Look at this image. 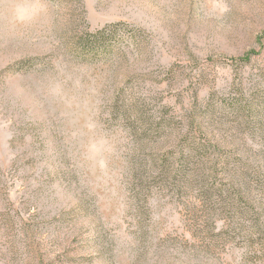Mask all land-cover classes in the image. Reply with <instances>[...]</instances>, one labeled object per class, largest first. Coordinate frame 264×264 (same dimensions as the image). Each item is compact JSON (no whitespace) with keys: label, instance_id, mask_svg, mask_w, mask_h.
I'll return each mask as SVG.
<instances>
[{"label":"rangeland","instance_id":"374dc122","mask_svg":"<svg viewBox=\"0 0 264 264\" xmlns=\"http://www.w3.org/2000/svg\"><path fill=\"white\" fill-rule=\"evenodd\" d=\"M0 264H264V0H0Z\"/></svg>","mask_w":264,"mask_h":264},{"label":"trees","instance_id":"16d2710c","mask_svg":"<svg viewBox=\"0 0 264 264\" xmlns=\"http://www.w3.org/2000/svg\"><path fill=\"white\" fill-rule=\"evenodd\" d=\"M116 27L108 26L105 29L99 30L95 32L94 34H91L90 38H93L97 44V46L100 48L101 55H105L104 57H107L112 52L111 49L106 44V38L109 35H114ZM89 40V39H88ZM98 51V50H97Z\"/></svg>","mask_w":264,"mask_h":264}]
</instances>
